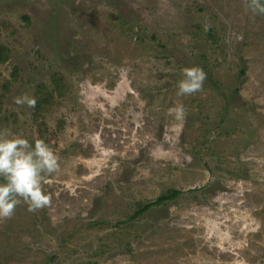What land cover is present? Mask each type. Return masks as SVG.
I'll list each match as a JSON object with an SVG mask.
<instances>
[{
    "label": "rangeland",
    "instance_id": "obj_1",
    "mask_svg": "<svg viewBox=\"0 0 264 264\" xmlns=\"http://www.w3.org/2000/svg\"><path fill=\"white\" fill-rule=\"evenodd\" d=\"M192 66L203 90L177 96ZM4 128L60 171L0 222V264H264V16L243 0H0Z\"/></svg>",
    "mask_w": 264,
    "mask_h": 264
},
{
    "label": "clouds",
    "instance_id": "obj_2",
    "mask_svg": "<svg viewBox=\"0 0 264 264\" xmlns=\"http://www.w3.org/2000/svg\"><path fill=\"white\" fill-rule=\"evenodd\" d=\"M243 6L253 17L264 16V0H243ZM176 95L186 97L203 90L206 73L198 66L182 69ZM17 106L35 108L36 98L27 93L13 98ZM181 126L187 118L183 104L167 110ZM60 171L59 158L42 139L29 142L14 135L7 128L0 129V222L12 218L16 207L23 203L27 211L35 213L48 207L51 197L45 192L43 181Z\"/></svg>",
    "mask_w": 264,
    "mask_h": 264
},
{
    "label": "trees",
    "instance_id": "obj_3",
    "mask_svg": "<svg viewBox=\"0 0 264 264\" xmlns=\"http://www.w3.org/2000/svg\"><path fill=\"white\" fill-rule=\"evenodd\" d=\"M160 199H161V200H162V199H166V197H165V196H162Z\"/></svg>",
    "mask_w": 264,
    "mask_h": 264
}]
</instances>
